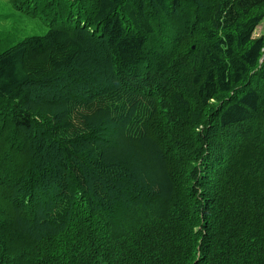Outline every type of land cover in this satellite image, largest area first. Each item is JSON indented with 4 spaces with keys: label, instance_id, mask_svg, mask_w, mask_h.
I'll use <instances>...</instances> for the list:
<instances>
[{
    "label": "trees",
    "instance_id": "1",
    "mask_svg": "<svg viewBox=\"0 0 264 264\" xmlns=\"http://www.w3.org/2000/svg\"><path fill=\"white\" fill-rule=\"evenodd\" d=\"M0 264H264V0H9Z\"/></svg>",
    "mask_w": 264,
    "mask_h": 264
},
{
    "label": "rangeland",
    "instance_id": "2",
    "mask_svg": "<svg viewBox=\"0 0 264 264\" xmlns=\"http://www.w3.org/2000/svg\"><path fill=\"white\" fill-rule=\"evenodd\" d=\"M47 29L41 14L18 11L11 6L9 0H0V52L32 35H43ZM262 33L264 21L255 30V36Z\"/></svg>",
    "mask_w": 264,
    "mask_h": 264
}]
</instances>
